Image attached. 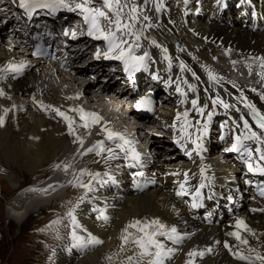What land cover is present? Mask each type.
<instances>
[{
	"label": "bare ground",
	"instance_id": "1",
	"mask_svg": "<svg viewBox=\"0 0 264 264\" xmlns=\"http://www.w3.org/2000/svg\"><path fill=\"white\" fill-rule=\"evenodd\" d=\"M4 2L5 4H3ZM262 3H264V0H262ZM8 5L6 0H0V10L1 13H3V18H6L9 14L6 13L10 10ZM253 5L254 2H250V0H241L238 6L236 5V7H233L231 6L230 0H225L222 2V6L229 12L222 14L220 8H218L217 11L219 17L223 18L222 15L227 17L226 23L219 24L216 21L213 23L192 24L191 22L194 21L193 19L191 22L186 21L188 23L190 22L191 25L183 28L182 34L177 31L173 32V34H175L176 37L182 35V40L185 42L189 40L194 43V40L199 38L200 48L198 49L204 60L210 56H219L224 52L227 46L230 47L231 53L250 50L263 53L264 8L261 7L259 14L253 9ZM214 11H212L210 15L213 16ZM193 12L195 15L197 10ZM232 16L236 18L238 24L233 22L234 19H231ZM198 19L200 18L198 17ZM246 22H248L247 25L241 24ZM205 35L207 39L212 38L214 41L211 40L209 43L204 42L202 39ZM146 36L148 37L147 43L151 45L150 57L155 58L158 63L163 66V69L167 68L168 65L163 64L165 55L159 51V47L164 45L165 40L155 33H146ZM152 41H155V44H153ZM4 44L5 42H3L2 46ZM187 44L189 46L191 45V43ZM9 46L10 43L4 45V47ZM4 56H7V51H0V61L4 59ZM171 58L175 59L176 65L181 64V62L184 64L186 63L182 55H171L170 59ZM208 62L219 69L225 67V64L220 67L217 62L211 60ZM174 75L176 76L175 73ZM47 78H49V70H44V75H42L40 79L45 81ZM32 81H35L34 76L28 79L23 78L21 80L22 85L19 87L18 91L25 92L26 87L31 85ZM168 81L170 80L168 79ZM171 84L172 88L175 90V85L172 81ZM3 87L6 96L11 93L9 97H14L17 89L13 91V89L6 90L7 87L5 85H3ZM53 90L56 91L55 89ZM21 100L22 99H19L20 102ZM166 100L168 103L170 98H166ZM7 103V99H0V116H5V121L3 125L0 126V150L3 149L1 153L5 150L6 153L10 154L15 164L23 165L26 174L33 175L43 166L50 163L52 164L58 159H63L68 154L73 155L74 147L71 146L70 142L66 139L68 132L66 127L60 124L54 125L51 121L42 118L43 114L40 112L32 111L28 112V114H24L18 110L17 116H15L11 111H5V106H8ZM170 113L172 112L165 105L162 107V110L160 109V115L162 114L163 117H167ZM209 124L210 123H207V126H209ZM43 127L44 131H42ZM155 128L156 127L153 126L152 129L154 130ZM163 134L166 138L163 137L159 139L158 142L168 146L174 152L175 149L169 143V133L165 132ZM30 137H34L36 140L32 141ZM107 148L114 150L112 142L107 144L106 149ZM10 155L7 156L10 157ZM110 155L111 153L107 151L101 153V155H96L95 151H87L84 154L83 171L85 174L81 175V181L84 183L89 182L91 178L87 175V172L98 173L99 170L100 177L97 181H92L93 189L91 191H86V189L80 187L79 204L77 208H75L77 213L82 215L86 229L102 241V243L93 244L90 247L81 248L78 251L63 247L58 254V258L61 259L62 264H76L78 261H87L90 262V264H103V258L108 254H110L112 260H116V262L118 260L128 259L129 256H134V264H137L139 250L131 243L124 244L121 239L123 229L127 224L133 221L134 217H140L141 221H151L150 217L154 215L161 216L163 219H166L169 224L176 226L178 229L177 234L181 237L178 243L166 240L163 237L160 238L164 240L168 248L173 250L171 255L165 259V264H186L188 258L184 255L193 245L204 246L206 250L205 256L193 261L194 264H249L248 261H238L235 257L230 255L226 258L224 253L216 255L218 243L215 242V236L213 235H216L217 231L211 229V231L208 232L207 228H203V233L197 235L195 224L190 223L186 219L185 210L172 199L173 197L171 195L161 192L159 194H132L127 182H125L124 177H122V170H112L110 168V163H115L119 167L122 165L117 160L108 159ZM10 172L12 171L10 170ZM58 181L62 182L63 179L60 178ZM64 189L65 191L61 190L60 192L56 190L55 195L40 191L38 186H33L24 190L22 188L17 189L16 192L18 193L17 195H19V200L14 201L13 199L11 201V207L7 208V214L10 220L20 225L26 221L27 217L30 215L32 216L36 209L41 211V208L45 207L54 197H65L67 194L73 193L71 187ZM99 209L104 211V214L108 217L107 221L98 219L99 212L96 210ZM144 214H146L145 217H143ZM256 214L264 219V211H259ZM259 216L251 218V220L259 219ZM196 226L198 227L199 225L196 224ZM262 227L263 230L260 238L252 241L244 248L247 255L253 254L251 255L253 257V264H260L259 260H255L257 253L264 255V224ZM129 231L135 233V229H129ZM218 239H220V237H218ZM209 249H212V252H209ZM249 249H255L256 251L250 252ZM146 260L147 258H144L145 262Z\"/></svg>",
	"mask_w": 264,
	"mask_h": 264
},
{
	"label": "snow or ice",
	"instance_id": "2",
	"mask_svg": "<svg viewBox=\"0 0 264 264\" xmlns=\"http://www.w3.org/2000/svg\"><path fill=\"white\" fill-rule=\"evenodd\" d=\"M103 4L107 11L104 9L99 8H93L89 7V0H82V2L77 3L76 0H72L70 3L69 0H19V7L23 9L26 13L31 14L37 9H48L50 12H56L61 9H67L70 12H76L79 10L80 13L83 14V19L85 24L88 26L87 35L92 37L95 40H103L107 42V50L103 52V57L105 59H115V60H121L124 62L125 65V71L126 72H134L138 71L140 68H146L147 64L145 61L149 59V53L145 52L143 55H136L135 54V48L139 47V44H133L129 42V39L127 37H135L136 41H139L140 35L137 34L135 31H133L134 24L137 22L140 17L138 15L139 8L135 4H132L130 7V10L128 13L124 12V9L126 7H129L128 0H125L124 3L121 2V0H103ZM111 13V15H109ZM127 16V22H125L124 17ZM143 19L145 21L148 20L147 16H143ZM101 20H108L109 25L114 27V30H105L101 25ZM148 27H152V25H147ZM64 35H68V32L65 31ZM73 38H75L76 33L72 32L71 34ZM153 44H155V41H152ZM159 46V45H157ZM164 52L167 53V49H164ZM101 56V52L99 49H97L96 52V58L99 59ZM164 59L168 61L169 68H171V59L165 55ZM262 66H264V63H262ZM26 67L24 62H21L19 65L9 64L6 71L14 72V73H21L23 69ZM181 70H184L186 68V65H184L183 62H181ZM190 71V69H188ZM193 76L196 74L193 72ZM209 79L215 80L216 77L209 72ZM153 79H159V77L154 76ZM198 79V77H197ZM187 83V81H185ZM166 87L171 84V81L165 82ZM189 88H192V85H189ZM176 92L181 94L182 96L186 95L184 90L177 84L176 86ZM3 90L0 89V95H3ZM72 97H70L71 99ZM78 98V97H77ZM181 103H184L182 100ZM192 108L200 115H204L205 108L207 105H204L203 107L198 106L197 100L191 101ZM220 104L224 108H229L230 105L224 103L223 100H220L217 98L216 100H213V105ZM151 105L152 100L150 96H142L139 100L136 102V108L140 109L142 107L146 108L147 110L151 111ZM43 106V105H42ZM44 107H51L44 106ZM253 111V113L258 117L257 118V126L264 130V115H260L255 107L253 105H248ZM57 115L63 117V119L68 124L69 134H74L75 129L73 125L75 124V120L73 117L68 116L65 112H62L59 108H53L52 109ZM7 111V110H5ZM70 111H74L79 115V118L81 121H84L83 127H88L89 123L96 124L99 123L102 119L98 114L94 112H86L83 108H75L70 109ZM212 113H208L209 118L211 117ZM181 117H183V123L180 127L181 132V139L184 138V136H189L190 133L187 131L189 127H192L191 121L188 119L189 112L186 110L183 113H177L176 119L181 120ZM4 123L3 116H0V126H2ZM173 128L176 127L175 123H173ZM244 128L249 129L250 135H244L243 139H257L261 140L262 143H264V138L261 136H258L256 132L251 131L250 125L248 124V121H244ZM103 132L106 133V139L107 140H118L122 141L123 143H118L116 145L117 148L120 149L121 152L124 153V158L130 161H133L134 163H130L129 167H137L138 165L140 167H143V164L141 163V156L140 153L135 150L134 147H131L132 142L128 139H126L123 134L119 132L111 131L110 129L103 128ZM77 139L80 141L81 144H83V140L79 137ZM236 143H233L232 147L229 149V151H238L240 147H243L241 143V137H236ZM175 143L180 145L181 148L184 147V145L180 144V140H176ZM192 143H195V141H192ZM128 146V147H125ZM199 147V145H197ZM88 152H96V155H101V153L107 151L111 153V155L108 157V159H115L116 153L111 148H105L104 147V141H97V143L87 150ZM189 156H191V153H188ZM261 160H264V154L260 157ZM56 167H60V165H57ZM70 167L69 165H65V170ZM248 170L250 172H260L264 174V167H253L251 163L248 164ZM203 172V169L201 170ZM85 172L82 171L81 175H84ZM174 175H179L178 172L173 173ZM87 175L91 178L88 183H84L81 180H77V185L79 187H82L86 189V191H91L93 189L92 181L98 180L100 177L99 173H92L87 172ZM137 176H143V172H137L135 173ZM184 180L179 182V189L176 192L177 196L183 197L185 195H188V189L186 188V183L188 181V173H184ZM204 187V184L201 183L199 187H197L194 192L192 193L194 202L192 203V207H201L202 205L199 203V198L201 196L200 189ZM83 199V198H81ZM99 212L98 219H103L107 221L108 217L104 214V211L102 209L96 210ZM252 211H257V209H253ZM260 211H264V209H260ZM69 215H72V213H69ZM72 223L75 225V227H81L79 223L77 222L75 216H72ZM236 231L229 232L227 235L234 237L237 241L240 242L242 245H247L249 242L246 238H244L241 235V230L251 233L252 229L248 227L247 223L243 219H237L234 225ZM129 229H135V233L130 232ZM73 240L76 241V244L74 247H86L88 245L93 244H99L102 243L97 237L93 236L91 233L88 234V238L78 236L75 231L72 233ZM163 237L166 240H171L174 242H179L181 237L177 234V229L175 227H168L164 223H162L159 219H153L151 221L148 220H133L129 224L125 226L123 229V234L121 236L122 241L124 244H133L136 249H138V257H137V264H165V259L168 258L171 253L172 249L168 248L166 244L164 243V240L160 239ZM224 246L229 249V251H232V247L225 242ZM250 252H255V249H249ZM203 252H198L197 250L193 249L188 253V256L190 258H194L196 256H203ZM233 255L239 259L248 261L249 264H253V257L251 255H244L240 251L233 252ZM144 258H147L146 262L144 261ZM134 256H129L128 260L131 262L133 261ZM255 260H259L260 264H264V255H261L259 253L256 254ZM186 264H194L192 259H189V261L186 262Z\"/></svg>",
	"mask_w": 264,
	"mask_h": 264
},
{
	"label": "rangeland",
	"instance_id": "3",
	"mask_svg": "<svg viewBox=\"0 0 264 264\" xmlns=\"http://www.w3.org/2000/svg\"><path fill=\"white\" fill-rule=\"evenodd\" d=\"M217 1L207 0V4L213 5ZM233 22L238 24L236 18ZM231 65L233 67L240 66L239 62ZM1 151L3 149L0 150V264H55L50 256L58 258V254L63 248V246L60 247L57 244L61 230L57 232L55 228L60 227V224H65L62 221L64 218L59 220V217L65 216L66 208L73 201V194H67L63 198L58 196V198L56 197V199L50 201V204L42 207L41 211L36 209L34 214L27 217L26 221L20 225L14 223L7 214V208L11 207L13 199L14 201L19 200L17 189L22 188L24 190L39 180L50 179L54 172V164H47L38 169L33 175H30L26 174L23 165L13 162L10 154L6 153L5 150L3 153ZM7 155H10V157ZM78 204L79 199L75 208ZM83 225L85 226V221ZM81 248L85 247L72 250L78 251ZM56 263L62 264L61 259L58 258ZM87 263L90 264L87 261H78L76 264ZM103 264H117V262L112 260L111 255L108 254L103 258Z\"/></svg>",
	"mask_w": 264,
	"mask_h": 264
}]
</instances>
